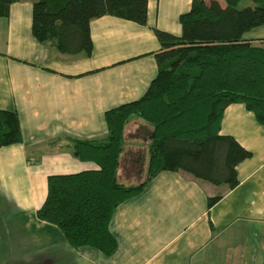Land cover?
I'll return each mask as SVG.
<instances>
[{
  "label": "crops",
  "instance_id": "0c3cea01",
  "mask_svg": "<svg viewBox=\"0 0 264 264\" xmlns=\"http://www.w3.org/2000/svg\"><path fill=\"white\" fill-rule=\"evenodd\" d=\"M31 1L11 3L8 16L0 17V109L17 113L22 137L0 147V264H260L264 126L241 103L228 104L219 125L220 134L250 152L235 166L237 184L228 188L159 171L114 208L111 256L70 246L54 224L36 217L47 175L97 168L72 154L71 139L105 138L103 112L138 98L156 73L153 53L159 44L152 27L177 36L178 15L190 0H147L145 25L110 15L91 19L88 57L61 54L36 41ZM243 38L263 39L264 24ZM150 131L135 117L126 122L128 147L122 146L116 169L120 183L131 185L124 182L145 173L147 153L137 146L148 144ZM213 195L219 197L207 208L206 198Z\"/></svg>",
  "mask_w": 264,
  "mask_h": 264
},
{
  "label": "trees",
  "instance_id": "16d2710c",
  "mask_svg": "<svg viewBox=\"0 0 264 264\" xmlns=\"http://www.w3.org/2000/svg\"><path fill=\"white\" fill-rule=\"evenodd\" d=\"M0 0V17L11 3ZM190 0L178 15L179 34L156 27V73L136 99L103 112L101 141L71 139V152L96 169L50 174L35 211L54 224L66 242L89 246L109 257L116 240L109 231L114 208L138 194L159 171H180L194 179L232 188L235 166L248 158L230 135L219 133L223 109L241 103L264 126V38L252 43L243 34L264 24V0ZM147 0H32L33 38L67 55L91 53L89 21L110 15L145 25ZM135 117L151 127L143 179L124 185L116 178L126 122ZM22 140L17 113L0 109V147ZM219 195L206 198L209 208ZM260 264H264V260Z\"/></svg>",
  "mask_w": 264,
  "mask_h": 264
},
{
  "label": "rangeland",
  "instance_id": "374dc122",
  "mask_svg": "<svg viewBox=\"0 0 264 264\" xmlns=\"http://www.w3.org/2000/svg\"><path fill=\"white\" fill-rule=\"evenodd\" d=\"M221 5H224V2L223 0H217ZM250 0H240L238 3H237V7L240 8V7H243V6H246L248 4H250ZM147 142L145 143H141V145L137 146L139 151H141V153H147ZM123 147H128V143H127V140L124 138V144H123ZM141 169V166H139V170ZM118 172H119V167H118ZM144 171H140L139 172V175L136 176V180H130L128 182H124L125 184H136L137 182H139L140 180L143 179L144 177ZM217 192V191H216Z\"/></svg>",
  "mask_w": 264,
  "mask_h": 264
}]
</instances>
